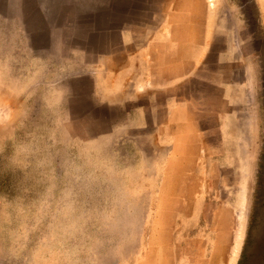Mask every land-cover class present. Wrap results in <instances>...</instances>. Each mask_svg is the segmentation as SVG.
<instances>
[{
    "label": "rangeland",
    "instance_id": "rangeland-1",
    "mask_svg": "<svg viewBox=\"0 0 264 264\" xmlns=\"http://www.w3.org/2000/svg\"><path fill=\"white\" fill-rule=\"evenodd\" d=\"M0 264H264V0H0Z\"/></svg>",
    "mask_w": 264,
    "mask_h": 264
}]
</instances>
